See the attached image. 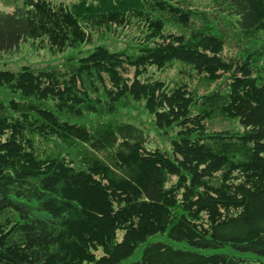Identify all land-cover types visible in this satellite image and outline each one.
Listing matches in <instances>:
<instances>
[{"label": "trees", "instance_id": "trees-1", "mask_svg": "<svg viewBox=\"0 0 264 264\" xmlns=\"http://www.w3.org/2000/svg\"><path fill=\"white\" fill-rule=\"evenodd\" d=\"M28 39L63 55L0 68V264H264V0L0 9Z\"/></svg>", "mask_w": 264, "mask_h": 264}, {"label": "rangeland", "instance_id": "rangeland-1", "mask_svg": "<svg viewBox=\"0 0 264 264\" xmlns=\"http://www.w3.org/2000/svg\"><path fill=\"white\" fill-rule=\"evenodd\" d=\"M16 0H0V9H5L11 11L15 8ZM55 1H65L70 2L71 0H55ZM120 46L123 45L122 42H119ZM110 44V43H109ZM88 47H85L82 51V55L87 54ZM70 51V50H69ZM66 51V52H69ZM65 52V53H66ZM64 53V54H65ZM63 54H51L48 49L38 48L36 49L33 39H28L20 43V46L11 52H3L0 55V68L3 69H12L18 70L20 66L26 63H46L48 61H53L62 57ZM176 70H170L166 73H161L162 77H171L176 75ZM140 110V109H139ZM138 110V112H139ZM143 117L146 118L147 115L143 114Z\"/></svg>", "mask_w": 264, "mask_h": 264}]
</instances>
